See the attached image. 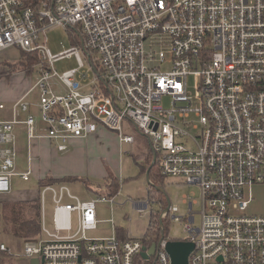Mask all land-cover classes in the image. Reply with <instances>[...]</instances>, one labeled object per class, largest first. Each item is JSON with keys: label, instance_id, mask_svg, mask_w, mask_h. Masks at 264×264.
<instances>
[{"label": "built area", "instance_id": "built-area-1", "mask_svg": "<svg viewBox=\"0 0 264 264\" xmlns=\"http://www.w3.org/2000/svg\"><path fill=\"white\" fill-rule=\"evenodd\" d=\"M58 25L81 32L82 42L54 53L40 37ZM11 47L40 57L38 106L58 151L101 124L134 142L124 132L128 121L150 139L162 176L200 188V198L184 195L186 216L176 205L154 216L161 230L168 220H187V234L177 240L194 242L189 264H264V215L247 211L253 186L264 184V0H0V51ZM82 50L95 71L90 91L82 84L89 76L80 72ZM67 57L78 66L59 74L54 65ZM189 76L197 79L195 98ZM20 106L27 111L30 103ZM27 124L33 136L32 116ZM17 156L14 122L0 119V193L12 189ZM21 178L29 180V172ZM47 193L54 231L46 227ZM40 200L46 239L25 241V255L44 258L40 264H142L144 247H151L145 238H119L116 227L110 237H87L97 229V203L113 206L115 195L84 201L65 183H46ZM148 205L137 203L138 211ZM168 240L155 242L146 260L172 264Z\"/></svg>", "mask_w": 264, "mask_h": 264}, {"label": "crops", "instance_id": "crops-1", "mask_svg": "<svg viewBox=\"0 0 264 264\" xmlns=\"http://www.w3.org/2000/svg\"><path fill=\"white\" fill-rule=\"evenodd\" d=\"M20 53H22V50L14 47L0 51V65H6V62L8 63L9 60L14 62L18 59ZM10 56H14V58L11 59ZM36 67L37 66H35V68ZM5 70L6 69L0 71ZM7 72H10L8 75L9 81L3 82L6 92L3 95L2 102H0V106L2 105V107H0V119L14 122L18 156L16 172L12 178V189L9 192L0 193V245L4 244L1 239V230L2 223L8 221L7 216L9 213L6 211L10 212V206L15 203L26 204L40 200V183L47 178L54 179L56 182L53 183L55 184H67L71 192L77 195L81 200L82 197H84V201L94 199V195L99 193L100 190H104L107 194L116 192L114 194L116 199L118 194L124 197L119 188L120 182L124 180L126 174L131 175L133 167L137 165L143 171L145 170L147 178L153 181L152 187L154 186L157 191L155 195L159 201L158 207L162 208L155 211L154 214L158 215L157 213L163 209L169 208L171 205L170 201L166 206L165 199H163L165 191L163 190L162 184L165 177L162 176L163 178H160L159 182H156L155 179L150 176L152 165L150 158L151 152L147 154L142 153L143 155L134 154L132 152V159H130L128 165L125 166V158L127 157L125 149L133 148L136 139L131 143L122 141L116 131L101 124L95 132L89 135L70 137L68 151H58L55 147L56 141H53L48 136L47 125L42 119V114L41 119L37 121L36 115L29 113V111H32L30 110L31 108L34 109V106L39 108V101L33 102V100L29 98L32 93L38 90L36 83L39 79V73L35 71L36 77L31 78L29 77L31 74H27L24 71L8 70ZM21 101H30V106L27 111L22 110L20 106ZM30 116L35 120L33 136H30L27 124V119ZM21 166H24V168L18 170ZM17 172L20 173L17 174ZM27 172H29L30 178L26 181L21 178V174ZM110 174L115 177V184L113 185L111 179H109ZM15 176H18L19 179H16ZM80 188L84 189V191ZM124 200L126 202L128 199ZM146 200L147 199L135 201L133 205L138 209L137 203H146L148 202ZM65 202L69 203L71 199L67 197ZM183 202L187 204L184 201V197ZM25 207L29 208L28 204ZM112 208L113 211H111L113 213L115 207L110 204V209ZM25 211V213L30 216L33 213V208L25 209ZM114 227H116V225H114ZM6 252L8 251L0 249V264H2L3 261L2 255H6Z\"/></svg>", "mask_w": 264, "mask_h": 264}, {"label": "rangeland", "instance_id": "rangeland-1", "mask_svg": "<svg viewBox=\"0 0 264 264\" xmlns=\"http://www.w3.org/2000/svg\"><path fill=\"white\" fill-rule=\"evenodd\" d=\"M40 42H46L49 48L54 53H58L63 49V44L65 45V47L69 48L73 45L81 43L82 35L81 32L76 29L58 25L51 28L46 35H41ZM81 53L85 62V67L80 72L89 74L87 78L82 80V84L84 85L83 89L85 91H90L92 87V81H94L95 78V71L91 67V64L89 63L88 59L85 57L83 50L81 51ZM10 58L12 59L14 58V56H10ZM14 62L12 60H9V63ZM77 66L78 62L76 57H67L56 62L54 68L58 71L59 74H62L63 72L71 68H75ZM162 66L164 69H167L168 64H164ZM3 69L6 70L0 71V102H2L3 95L6 92L3 82L9 81L8 75L10 73L7 72L9 70L7 64L0 65V70ZM35 71L39 73L38 66L34 69V71L29 77H36ZM188 84L189 90L195 98L198 94L197 79L195 78V76L188 77ZM52 85L55 90L61 91L62 87L57 83L56 79L52 80ZM29 98L33 100V102L39 101L38 90L32 93ZM196 102L194 104H196ZM162 104L164 107H170L172 105L171 97H165L163 99ZM30 110L32 111H29V113L35 114L37 117V121L41 119V111H39L40 109L38 107L34 106V109L31 108ZM124 132L133 134L136 139V143L135 145H133V148L125 149V153L127 155V157L125 158V166H127L130 159H132V152L134 154L140 155L153 152L150 139L147 136L143 135L140 131H138L137 128L128 121L124 123ZM195 132L196 130H194L193 134H196ZM135 167H133V172L131 173V175L126 174L124 176V180L120 182L119 188L121 189V193H123L124 197L119 196L121 194H118V196H116L114 204L115 211L113 213L110 209V203L105 201L97 203V229L88 230V238L96 239L112 236L114 229L113 225H116V227L118 228H123L128 233L129 237L144 238L147 236L152 212L160 210L162 207H158L159 201L156 198L155 190H152L151 193L150 188L152 185H150L148 182L147 173L145 172V170L143 171L137 165H135ZM21 168L23 169L24 166L19 167L18 170H22ZM19 173L20 172H17V174ZM15 177L16 179H19L18 176ZM162 185L164 188L163 190L165 191L163 194V199H165L166 206L168 205L169 201L171 205L178 206L179 211L177 212V215L179 216H186L189 212V205L183 202V197L185 194H192L193 192H195L194 196L196 198H200V188L187 184L183 179L165 177ZM80 189L84 191V189ZM245 191L246 193H248L249 188L246 187ZM101 192H104V190H100L99 193ZM252 195L253 199L247 209L248 213L251 215H264V184H255L252 188ZM94 196V198H96L98 196V193ZM83 199L85 198L82 197V200ZM124 199L128 200L125 202ZM143 199H147L146 201L149 202V205L142 214L138 211V209L134 207L133 202L142 201ZM54 205L55 203L51 194L47 193L44 206L46 215V227L50 231H54L55 229ZM200 211L201 209L199 204L193 205L195 226H198L201 222ZM6 212L9 213V211ZM112 218L114 224L112 222ZM153 221V227L156 231L157 220L153 218ZM186 222L187 220H168V222L166 221L165 228L168 233L169 239L177 240L184 238L187 234V231L185 230ZM6 223L5 221L2 223L1 239L2 242L6 244V246L11 250L10 252H6V255H2V264H29L30 258L25 255L24 239L16 236L9 228L8 223ZM74 230H76L75 223ZM154 230H151V232H153ZM38 238L46 239V235L42 233L41 236L39 235Z\"/></svg>", "mask_w": 264, "mask_h": 264}, {"label": "trees", "instance_id": "trees-1", "mask_svg": "<svg viewBox=\"0 0 264 264\" xmlns=\"http://www.w3.org/2000/svg\"><path fill=\"white\" fill-rule=\"evenodd\" d=\"M31 1L37 2L40 0H31ZM8 63L6 62L9 68V71H24L27 74H31L34 71L35 66L40 63V57L35 52L28 53V52L22 51V53H20L18 59L14 63H9V64ZM150 158H151V163H152L151 169H150V176L153 177L156 182L157 181L159 182V179L163 177L160 173L157 162H154V157L152 154H150ZM109 179H111L112 185L115 184L114 182L115 177L113 175L110 174ZM53 182H56V181L52 178H47L41 181L40 185L43 186L46 183H53ZM150 189L152 193V190H154L155 188L151 186ZM115 193L116 192H113V193L111 192L110 195H114ZM155 193H157L156 189H155ZM161 197H162V194H161ZM27 204L29 208L31 209L33 208V213L30 216H28L25 213L26 212L25 209H29L28 207L27 208L25 207ZM9 209H10V212H9V215L7 216V220H8L7 223L11 231L16 236L20 238H24L25 241H27V240H35V238H37L41 234L42 212H41L40 200L33 201L32 203H26V204L15 203V204H12ZM151 215H152L151 221H150V225L147 231L148 234L146 237H144L145 243L148 246L152 245L155 242H158L162 238L163 235L165 237L168 236L166 229L165 230L160 229L159 223H157L156 231L154 230V227H153V222H154L153 218L155 216L154 212H152ZM151 230H154V231L151 232ZM116 231H117L119 238L121 239L130 238L128 233L123 228L116 227ZM140 259H141L140 261L142 262V264H156L153 258L150 260H146V259H143L142 256H140Z\"/></svg>", "mask_w": 264, "mask_h": 264}, {"label": "water", "instance_id": "water-1", "mask_svg": "<svg viewBox=\"0 0 264 264\" xmlns=\"http://www.w3.org/2000/svg\"><path fill=\"white\" fill-rule=\"evenodd\" d=\"M163 235L161 239H164ZM195 244L191 241L184 240H168L166 243V250L170 254L172 264H189V255L194 249ZM157 250V243H153L151 247L146 251V247L142 251V256L145 259H149L150 256L154 255ZM44 258L33 257L30 259L29 264H40Z\"/></svg>", "mask_w": 264, "mask_h": 264}]
</instances>
